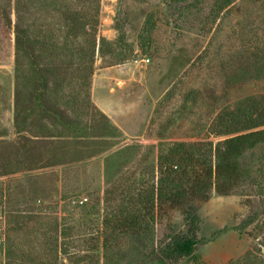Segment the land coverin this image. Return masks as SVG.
<instances>
[{
  "label": "rangeland",
  "instance_id": "1",
  "mask_svg": "<svg viewBox=\"0 0 264 264\" xmlns=\"http://www.w3.org/2000/svg\"><path fill=\"white\" fill-rule=\"evenodd\" d=\"M229 3L24 0L18 57L16 0H0V264H134L135 244L187 233L191 203L156 199L169 150L264 128V0ZM192 204L199 256L264 264L258 195Z\"/></svg>",
  "mask_w": 264,
  "mask_h": 264
},
{
  "label": "trees",
  "instance_id": "2",
  "mask_svg": "<svg viewBox=\"0 0 264 264\" xmlns=\"http://www.w3.org/2000/svg\"><path fill=\"white\" fill-rule=\"evenodd\" d=\"M229 1V4L235 2ZM23 3L24 0H16L17 19L12 32L15 33L18 57L21 51L31 57L34 37L29 24L25 25L20 20L19 10ZM71 14L66 24L72 35L71 41H77L86 32L87 22L79 12ZM0 19L2 26L11 31L13 19L2 5ZM69 50L72 56L79 54L77 43ZM44 87L41 83V90ZM198 155L207 157L200 160ZM167 160L171 166L163 165L165 169H162L167 185L159 190L156 199L177 205L191 203L185 211L187 233L170 235L153 242L148 251L135 244L130 250V257L135 258L134 264H188L189 260L194 264H210L198 254L203 242L199 236L201 217L192 202L208 200L213 192L220 195L251 192L259 196L264 206V128L230 136L216 144L176 143L169 150ZM197 165L201 166V171ZM240 262L237 260L229 264Z\"/></svg>",
  "mask_w": 264,
  "mask_h": 264
},
{
  "label": "built area",
  "instance_id": "3",
  "mask_svg": "<svg viewBox=\"0 0 264 264\" xmlns=\"http://www.w3.org/2000/svg\"><path fill=\"white\" fill-rule=\"evenodd\" d=\"M145 61H149L150 59L149 58H146V59H144ZM143 60V61H144ZM87 200V198L86 197H83L82 199H81V203H84L85 201Z\"/></svg>",
  "mask_w": 264,
  "mask_h": 264
}]
</instances>
